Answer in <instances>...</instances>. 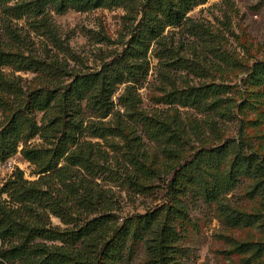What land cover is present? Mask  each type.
Listing matches in <instances>:
<instances>
[{
    "label": "trees",
    "instance_id": "16d2710c",
    "mask_svg": "<svg viewBox=\"0 0 264 264\" xmlns=\"http://www.w3.org/2000/svg\"><path fill=\"white\" fill-rule=\"evenodd\" d=\"M202 1L0 0V159L16 153L21 143L20 154L38 173L27 180L16 169L0 186V264H125L138 242L146 248V264H176L189 199L197 197L216 203L231 227L264 225V58L244 68V84L234 94H228V83L183 78L179 84L176 75L163 72L170 83L164 100L194 108L204 115L200 120L180 117L178 106L166 114L148 112L129 83L145 76L150 42L161 43L164 28L181 24ZM103 6L123 7L126 39L96 69L68 68L48 49L44 56L30 50L29 29L67 53L52 12ZM15 19L28 29L22 32ZM160 48L168 61L192 71L173 46L165 42ZM18 70L36 76L23 84ZM124 82L117 96L121 111L114 109L113 95ZM88 115L96 119L85 125ZM232 117L236 130L229 136L219 120ZM140 128L153 145L143 140ZM36 135L42 142L31 143ZM88 136L109 137L114 162ZM192 140L199 144L188 157L185 145ZM104 168L134 193L160 187L161 175L171 173L165 200L119 220L116 199L97 180ZM244 179L249 183L244 194L255 206L251 211L225 196ZM51 215L65 226L53 224ZM234 249L254 254L264 250V241H242Z\"/></svg>",
    "mask_w": 264,
    "mask_h": 264
},
{
    "label": "rangeland",
    "instance_id": "374dc122",
    "mask_svg": "<svg viewBox=\"0 0 264 264\" xmlns=\"http://www.w3.org/2000/svg\"><path fill=\"white\" fill-rule=\"evenodd\" d=\"M124 13L125 10L121 6L52 12L59 36L68 46V52L59 51L50 40L30 29L29 48L41 56L46 55V49L50 50V54H58L59 58L66 61L68 68L82 71L96 69L101 62L110 59L121 49V42L126 39L123 29ZM15 22L18 27L24 26L22 32L28 29L24 20L15 19ZM162 34L161 43L151 41L144 56L147 62L145 76H138L128 82L135 84L141 107L148 112L166 114L178 106L180 117L186 118L190 114L200 120L204 115L194 108L164 100L163 94L169 89L170 83L165 79L163 72L165 74L167 71V75L171 73L173 77L176 75L179 84H182L183 78L191 83L223 82L232 85V91L228 94L237 93L239 87L244 84V68L254 59L264 58V0H203L187 12V18L181 24L166 26ZM165 42L173 46L179 56L185 58L184 63H189L192 71L188 67L175 66V63L168 61L169 58L160 48ZM6 69L11 70V67L7 66ZM15 73L20 76L23 84L36 76V72L32 70H18ZM126 83L117 86L113 95L114 109L123 111L117 96L124 92ZM90 113L87 110V114ZM36 115L40 119L42 113L37 112ZM111 117L112 115H109L104 120L107 121ZM90 118L96 119L93 115H88L85 125L90 124ZM3 119L0 106V124ZM236 120L235 117L220 119L219 124L226 134L233 136ZM140 134L145 142L154 144L152 140H148L141 128ZM87 138L99 142L101 148L108 153L109 161L114 162V155L117 154L109 145V137ZM30 142L39 143L42 138L36 135ZM198 144L197 140H192L188 146L185 145L188 150L185 155L189 157ZM20 147L21 143L18 151L8 157L10 164L0 159V186L16 169H20L27 180L38 177L37 167L20 154ZM158 153L160 155V152ZM98 174L97 180L104 188L110 189L112 198L116 199L115 214L121 220L125 216L136 215L160 205L166 198L164 185L171 173H163L157 181L161 186L145 193H134L127 189L113 177L111 170L104 168ZM248 185V181L244 179L225 196L231 204L251 211L255 206L244 194ZM189 202V219L178 242L183 252L176 264H264V250L252 254V251L240 252L234 249L235 244L242 241H264V225L255 223L251 226L231 227L222 218L216 203L205 201L201 197L192 198V201L189 199ZM51 221L61 227L65 226L58 216L51 215ZM146 256L144 243L138 242L125 264H146Z\"/></svg>",
    "mask_w": 264,
    "mask_h": 264
},
{
    "label": "built area",
    "instance_id": "2783aa9c",
    "mask_svg": "<svg viewBox=\"0 0 264 264\" xmlns=\"http://www.w3.org/2000/svg\"><path fill=\"white\" fill-rule=\"evenodd\" d=\"M6 161H7V163H8V164H10V163H11V162H10V160H9L8 158L6 159Z\"/></svg>",
    "mask_w": 264,
    "mask_h": 264
}]
</instances>
